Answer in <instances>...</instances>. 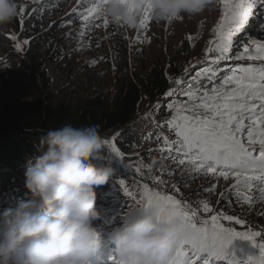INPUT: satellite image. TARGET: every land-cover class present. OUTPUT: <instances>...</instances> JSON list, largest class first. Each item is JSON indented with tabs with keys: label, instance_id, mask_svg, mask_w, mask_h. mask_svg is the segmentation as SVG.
Listing matches in <instances>:
<instances>
[{
	"label": "rangeland",
	"instance_id": "obj_1",
	"mask_svg": "<svg viewBox=\"0 0 264 264\" xmlns=\"http://www.w3.org/2000/svg\"><path fill=\"white\" fill-rule=\"evenodd\" d=\"M94 2L95 0H22L21 7L36 9L41 16L39 24L44 29V39L38 57L44 68L43 76L32 78L29 67L32 65L30 54L34 52V48L18 27L13 23L0 26V121L15 113L22 103L36 98L53 104H87L91 101L109 105L119 78L127 76L138 81L152 68L160 69L170 77L172 86L169 90H187L188 83L194 82L193 78L210 63L205 56L206 49L212 46L209 41L214 42L216 39L215 29L220 22L223 7L219 0L214 7L199 15L185 16L170 24L156 23L149 18L144 27L139 25L135 29H128L109 20L105 25V18L101 16L99 19L84 21L76 14L86 13ZM17 18H21V12ZM69 19L71 23L68 22ZM12 36L16 39L13 40ZM240 41H244L252 49L256 43H264V4L261 0H257L253 16L245 31L237 38V47ZM17 44L21 46L20 51L16 49ZM236 51L237 48H233L232 54ZM207 55L211 57L214 54ZM248 63L259 65L264 62L229 60L221 62V65L232 67L234 64ZM226 74L225 69L218 73V77L222 78ZM177 80L182 81V84L177 85ZM168 91L163 93V99L159 102H150L143 94L134 120L145 138L137 143V154L133 156L136 158L129 165L145 169L148 180L141 181L124 175L126 172L122 165H115L116 169L124 178L175 195L193 209H201L203 203L207 202L213 208V214L232 215L244 221L243 225H238L222 220L225 226H231L237 231L251 229L264 234V199H261L260 194L264 184L256 181L251 191L242 189L240 193H235L229 190L234 183L231 177L227 181L212 174L193 177L190 167L178 165L168 152L159 150L163 147V137L170 141L177 139L174 131L163 132L169 129L167 121L176 112V108L169 109L168 104L178 106L186 100L179 91L173 96H168ZM108 151L114 156L109 147ZM31 166L33 165L28 168ZM28 168L14 171L0 164V213L15 208L20 201L33 200L32 194L25 187ZM157 176L166 183L156 185L152 178ZM112 177L113 175L106 185L96 189V208L101 218L94 221V226L100 234L101 246L91 258L90 264H112L109 257L114 255V251L106 238V232L120 223L121 213L142 206L138 194L123 199L119 207L114 208L113 204L105 207V203L100 207L99 194L111 191L113 184L111 187L109 185L114 182ZM213 185L214 190L206 191ZM221 193L225 194L223 198ZM108 196L105 200L109 204L112 198L110 194ZM35 202L38 205V198ZM209 215L198 211L201 219ZM2 223L0 219V226ZM248 244L252 246L251 252L258 249L253 242ZM241 248L242 243L234 239L228 251L242 264L243 259L251 252L246 250L239 253L237 250ZM256 253L251 256L258 255L259 249ZM216 264L227 262L221 260Z\"/></svg>",
	"mask_w": 264,
	"mask_h": 264
},
{
	"label": "clouds",
	"instance_id": "obj_2",
	"mask_svg": "<svg viewBox=\"0 0 264 264\" xmlns=\"http://www.w3.org/2000/svg\"><path fill=\"white\" fill-rule=\"evenodd\" d=\"M22 0H0V26L20 14ZM217 0H105L99 15L135 29L147 10L156 23L170 24L196 16ZM35 163L25 173L33 200L20 201L0 213V264H90L101 246L94 221L96 189L108 183L120 157L106 153L99 125L65 124L40 137ZM38 198V205L35 202ZM191 231L179 215L159 219L154 207L121 213L106 232L117 264H185L183 240Z\"/></svg>",
	"mask_w": 264,
	"mask_h": 264
},
{
	"label": "snow or ice",
	"instance_id": "obj_3",
	"mask_svg": "<svg viewBox=\"0 0 264 264\" xmlns=\"http://www.w3.org/2000/svg\"><path fill=\"white\" fill-rule=\"evenodd\" d=\"M104 2L105 0H95L86 13H76L75 9L73 12L84 21L99 19ZM219 2L223 7L220 22L215 29L216 39L214 42L209 41L212 46L206 49L205 59L210 60V63L193 78L194 82L188 83L187 90L179 88L168 91V96L179 91L186 100L178 106L168 104L169 109L176 108L175 115L167 121V126L175 132L177 139L170 141L163 137V147L159 150L168 152L178 165L190 167L193 177L212 174L217 178L223 177L225 181L231 177L234 183L229 190L240 193L242 189L251 191L256 181L264 184V63L232 67L225 65L222 68L221 62H264V43H256L252 49L247 43L240 41L237 47V38L245 31L253 16L257 0ZM261 3L264 4V0ZM24 11L21 7L20 12ZM149 18L146 10L140 27H144ZM68 22L71 23V19ZM104 23L107 25L106 18ZM11 38L16 39L15 36ZM233 48H237L234 54ZM16 49L21 50L20 44L16 45ZM207 53L214 55L209 57ZM225 69L228 74L218 77V73ZM176 84L181 85L182 81L177 80ZM116 141L118 137H114L112 141L106 140V145L115 156L122 157L123 153ZM140 171L138 168L137 172ZM152 179L158 186L166 183L160 176ZM135 183L141 204L154 207L159 219H171L179 215L190 225L191 231L183 240L187 249L185 264H216L221 260L227 264H241L228 251L229 245L237 238L251 241L259 249L258 255L247 256L242 264H264V234L251 229L237 231L221 222L227 220L243 225L242 219L232 215L213 214V208L207 202L203 203L201 209H193L175 195L154 190L148 184H140L138 181ZM125 187L130 195H135ZM214 188L213 185L206 191ZM260 194L261 199H264V187L260 189ZM224 195L221 193L222 198ZM198 211L210 215L201 219ZM109 259L112 264H117L115 255Z\"/></svg>",
	"mask_w": 264,
	"mask_h": 264
},
{
	"label": "trees",
	"instance_id": "obj_4",
	"mask_svg": "<svg viewBox=\"0 0 264 264\" xmlns=\"http://www.w3.org/2000/svg\"><path fill=\"white\" fill-rule=\"evenodd\" d=\"M39 15L36 9L26 8L24 13H21V18H16L12 22L34 48V52L30 54L32 65L29 67L32 78L44 75V68L38 57L44 39V29L39 24L41 22ZM171 86L167 74L160 69L152 68L138 81L131 80L127 76L119 78L109 105L91 101L87 104H53L40 98L26 101L15 113L0 121V164L14 171L28 168L34 165V158L41 154L37 150L39 139L48 130L65 124L74 127L97 124L106 140L112 141L114 137H118L116 143L123 153L120 158L123 160V170L126 172L124 175L146 181L148 177L145 169L137 172L139 167L129 165L134 162L133 158H136L133 156L137 154L135 152L137 143L145 138L134 120L143 94L148 101L159 102L163 99V93ZM166 131L173 130H163ZM106 153L110 155L107 145ZM112 178L114 182L110 184L115 183L125 193H129L125 186L133 193L138 191L135 181L124 178L118 169Z\"/></svg>",
	"mask_w": 264,
	"mask_h": 264
},
{
	"label": "bare ground",
	"instance_id": "obj_5",
	"mask_svg": "<svg viewBox=\"0 0 264 264\" xmlns=\"http://www.w3.org/2000/svg\"><path fill=\"white\" fill-rule=\"evenodd\" d=\"M18 200V199H17Z\"/></svg>",
	"mask_w": 264,
	"mask_h": 264
}]
</instances>
